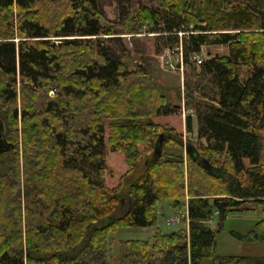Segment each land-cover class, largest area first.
<instances>
[{"label": "trees", "instance_id": "1", "mask_svg": "<svg viewBox=\"0 0 264 264\" xmlns=\"http://www.w3.org/2000/svg\"><path fill=\"white\" fill-rule=\"evenodd\" d=\"M120 15L105 25L100 0H0V264H109V234L154 225L162 199H188V229L122 241L119 264H264L216 244L229 211L264 205V0H139ZM143 27L156 53L183 44L205 142L154 120L167 97L124 60L123 36ZM214 45L228 54L191 63ZM108 145L129 167L115 187ZM232 234L264 241V218Z\"/></svg>", "mask_w": 264, "mask_h": 264}, {"label": "rangeland", "instance_id": "2", "mask_svg": "<svg viewBox=\"0 0 264 264\" xmlns=\"http://www.w3.org/2000/svg\"><path fill=\"white\" fill-rule=\"evenodd\" d=\"M139 0H100V6L103 13V23L108 25L110 23L121 20L120 11L128 10L130 6L137 7ZM136 34L135 37L131 35L123 36V44L126 47L127 55L124 56L125 62H128L131 68L136 65H142L148 71L159 89L167 97L171 112L168 115H160L154 120L170 128H174L177 132L183 134L184 143L186 145L189 141L205 142L204 139L199 138L198 129L199 121L196 110L191 106H187L184 99V87L187 73L190 72L189 65H185L184 71L170 69L162 65L163 52L156 53L158 44L153 35L148 33V28L143 27ZM162 43V42H161ZM117 50L121 49L115 47ZM202 51L205 55L202 58L205 60L215 55L228 54V47L221 45L203 47ZM119 52V51H118ZM121 53V50L120 52ZM175 61V57L173 59ZM192 63V62H191ZM197 66V65H196ZM51 93V92H50ZM49 93V94H50ZM51 95V94H50ZM192 116L193 131L188 132L186 129V117ZM262 140H264V132H262ZM264 161L262 157V162ZM248 163V160H247ZM107 164L108 174L106 177L107 184L110 187H115L119 183V178L128 170V164L122 153L113 152L111 147L107 146ZM143 161L140 162L139 167L134 173L137 177L143 171ZM188 199L183 203L184 206L178 209L171 199H162L158 202V220L149 227H120L116 231L109 234V249L110 259L109 264H119L120 247L122 241L127 240H144L153 242L156 232L161 231L164 234L179 231L181 229H188L189 217L184 215L183 220L175 221L168 224V220L176 219L180 212L186 214L188 207ZM244 206L252 209L242 211H229L226 218L222 222L221 229L216 232L217 251L221 255H264V241L247 243L237 239L232 233L237 232L246 234L253 226L264 218V205L261 203H248ZM126 205L123 204L120 210L117 208L115 215L120 216L125 212ZM217 216L209 222L212 229L218 228ZM110 218L106 217L102 220L103 223L108 222ZM205 264H211L210 260H206Z\"/></svg>", "mask_w": 264, "mask_h": 264}, {"label": "built area", "instance_id": "3", "mask_svg": "<svg viewBox=\"0 0 264 264\" xmlns=\"http://www.w3.org/2000/svg\"><path fill=\"white\" fill-rule=\"evenodd\" d=\"M205 55L203 51H201L200 53H195L190 57V61L192 63H194L197 66H200L204 59L202 58V56ZM175 57V61H173ZM162 65L166 66L170 69L173 70H178L183 72L184 68H185V59H184V49H183V44L180 43L178 46H175L173 48H167L163 54H162ZM51 95H54V91H51L50 93ZM181 214L177 216L176 219H171L168 220V224L174 223L175 221H181L183 220L184 215L189 217V211H188V207L186 210V214L183 212H180ZM190 221V218H189Z\"/></svg>", "mask_w": 264, "mask_h": 264}, {"label": "water", "instance_id": "4", "mask_svg": "<svg viewBox=\"0 0 264 264\" xmlns=\"http://www.w3.org/2000/svg\"><path fill=\"white\" fill-rule=\"evenodd\" d=\"M155 151H156V152H158V150H157V149H156ZM204 165H206V166H207V164H205V163H204Z\"/></svg>", "mask_w": 264, "mask_h": 264}]
</instances>
